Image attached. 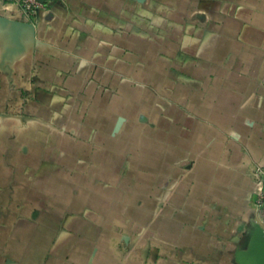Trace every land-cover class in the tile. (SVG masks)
Masks as SVG:
<instances>
[{"label": "crops", "instance_id": "0c3cea01", "mask_svg": "<svg viewBox=\"0 0 264 264\" xmlns=\"http://www.w3.org/2000/svg\"><path fill=\"white\" fill-rule=\"evenodd\" d=\"M44 3L0 0V264H238L264 0Z\"/></svg>", "mask_w": 264, "mask_h": 264}, {"label": "water", "instance_id": "95a60500", "mask_svg": "<svg viewBox=\"0 0 264 264\" xmlns=\"http://www.w3.org/2000/svg\"><path fill=\"white\" fill-rule=\"evenodd\" d=\"M236 260L238 264H264V226L262 224H255L247 246L236 252Z\"/></svg>", "mask_w": 264, "mask_h": 264}, {"label": "built area", "instance_id": "2783aa9c", "mask_svg": "<svg viewBox=\"0 0 264 264\" xmlns=\"http://www.w3.org/2000/svg\"><path fill=\"white\" fill-rule=\"evenodd\" d=\"M20 7L23 19L27 22H35L38 17L39 9L45 4L40 0H14ZM264 169H260L257 178L262 185L258 202L264 204Z\"/></svg>", "mask_w": 264, "mask_h": 264}]
</instances>
